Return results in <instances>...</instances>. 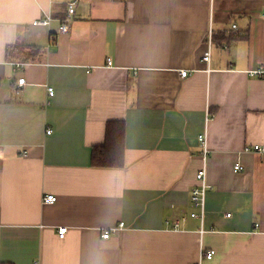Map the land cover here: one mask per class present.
Here are the masks:
<instances>
[{
  "label": "crops",
  "instance_id": "1",
  "mask_svg": "<svg viewBox=\"0 0 264 264\" xmlns=\"http://www.w3.org/2000/svg\"><path fill=\"white\" fill-rule=\"evenodd\" d=\"M74 1L0 0V264H264V0H77L59 34ZM111 120L125 165L93 168Z\"/></svg>",
  "mask_w": 264,
  "mask_h": 264
},
{
  "label": "built area",
  "instance_id": "2",
  "mask_svg": "<svg viewBox=\"0 0 264 264\" xmlns=\"http://www.w3.org/2000/svg\"><path fill=\"white\" fill-rule=\"evenodd\" d=\"M77 4V0L72 2L67 11L66 17L61 21L60 27H59V34H67L70 29H71V24L73 21V15L75 13V7ZM51 16L48 15L46 16L45 19L43 20H38L35 22V24H41V25H49L50 24V18ZM214 31L213 28L209 29L208 33V41L209 45H212L214 43L213 39ZM211 59V53L210 50L205 53L203 57V61L206 63H209ZM109 65H111V61L109 60L108 62ZM177 74V80L182 81L184 80L188 75V71H179L176 73ZM251 76H258V77H264V68L254 70L250 72ZM25 84V79H19L18 85L23 86ZM48 92L50 96H54L55 94V89L53 87H48ZM53 132L52 129L47 130V134H51ZM206 147V144H205ZM207 149V148H206ZM245 152H252L257 155H259L263 160H264V144H256L252 145L250 147L245 148ZM25 156H27V153H24ZM204 159L206 160V153L204 155ZM235 171H243V167L239 164L235 166ZM198 185L195 186L192 190L191 193V200L192 204L195 208H197L196 212H193L191 214L192 217L200 219L203 223L204 218H205V212H206V196L208 193V190L211 188L210 185L207 182V169H206V164L204 163V166L197 172L196 175ZM57 201V196L54 194H48L44 195L42 198L43 204H54ZM124 227V223H120L118 227H114L112 230L114 233L118 232ZM68 227H59L58 229V235L60 238H64L68 232ZM111 231H104L102 234L103 239H109L112 235ZM203 232V231H202ZM215 256V251L214 250H205L204 248L201 249L200 253V259L197 264H204V261L210 260Z\"/></svg>",
  "mask_w": 264,
  "mask_h": 264
},
{
  "label": "trees",
  "instance_id": "3",
  "mask_svg": "<svg viewBox=\"0 0 264 264\" xmlns=\"http://www.w3.org/2000/svg\"><path fill=\"white\" fill-rule=\"evenodd\" d=\"M235 39L237 37H234ZM215 42L221 44L227 37L216 36ZM28 50V59L31 58L30 52H40V48H27L22 45H10L7 53L10 56L18 52ZM30 55V56H29ZM126 122L124 120H111L106 124L105 142L101 146L94 147L92 150L91 165L93 168L120 169L125 165L126 152Z\"/></svg>",
  "mask_w": 264,
  "mask_h": 264
}]
</instances>
